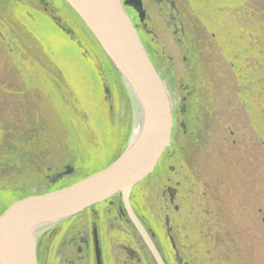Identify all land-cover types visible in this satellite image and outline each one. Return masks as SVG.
Returning <instances> with one entry per match:
<instances>
[{"label": "rangeland", "instance_id": "374dc122", "mask_svg": "<svg viewBox=\"0 0 264 264\" xmlns=\"http://www.w3.org/2000/svg\"><path fill=\"white\" fill-rule=\"evenodd\" d=\"M176 1L190 36L200 38L195 70L182 61V48L154 3L147 6L174 118L172 147L164 152L183 147L185 162L176 159L174 173L156 172L137 189L160 213L166 189L179 184L178 210L171 207L167 213L182 263L264 264V0ZM10 2H0L1 137L14 145L20 135L16 122L29 123L33 130L20 138L24 143L45 136L38 151L42 157L30 160L58 165L80 158L79 141L95 137V157L82 160L88 167L82 170L103 167L123 149L109 147L108 140L102 145L108 137L103 120L111 112L124 119L133 115L128 127L133 137L141 115L137 103L109 69L104 78L100 67L87 62L95 55L80 31L78 45L37 6ZM27 4L30 11L21 8ZM79 120L86 129L75 128V135L71 129ZM130 136L122 144L128 145ZM72 140L76 149L67 145ZM2 172H9L7 165ZM148 220L155 224L153 216ZM157 226L166 236L164 225ZM160 247L168 249L170 264H176L169 241Z\"/></svg>", "mask_w": 264, "mask_h": 264}, {"label": "water", "instance_id": "95a60500", "mask_svg": "<svg viewBox=\"0 0 264 264\" xmlns=\"http://www.w3.org/2000/svg\"><path fill=\"white\" fill-rule=\"evenodd\" d=\"M63 1L88 29L121 84L126 86L137 103V112L143 116L142 123L131 145L104 169L62 188L22 198L6 208L0 214V264H37L34 237L37 228L72 218L103 201L118 205L119 213L154 264H168L152 232L145 228L130 204L133 189L151 175L158 158L170 144L173 127L165 85L123 7L131 6L143 21L142 3L140 0ZM67 168L65 173H71ZM62 175L54 176V180ZM165 224L168 226L169 219ZM166 230L169 233L170 228ZM170 242L175 249L171 237ZM94 255L96 264H102L96 236Z\"/></svg>", "mask_w": 264, "mask_h": 264}, {"label": "flooded vegetation", "instance_id": "af4514ba", "mask_svg": "<svg viewBox=\"0 0 264 264\" xmlns=\"http://www.w3.org/2000/svg\"><path fill=\"white\" fill-rule=\"evenodd\" d=\"M2 1L9 5L12 3L10 1L13 0ZM121 1L123 2L124 0ZM148 1L154 3L159 11L158 15L165 19V22H163L164 25L172 29V34L176 37L177 42L182 48V53L184 54L182 61L187 62L188 67L190 69L194 68L195 70L200 60L199 57L201 58V51L199 52V48L196 46V41L200 40V38L196 39L190 36L187 21L182 15L177 1ZM142 2L145 4V0H142ZM34 6L35 8L37 6L36 9L39 12H43L46 17L48 16L47 18L54 22L59 30L65 35H68L75 44H81L77 34L79 30H75V26L77 25L78 29L83 28V26L67 6L63 4V8L67 7L66 9L69 12L66 13V16L62 15L60 17L55 14V4L52 0H34L33 7ZM124 8L148 57L160 77H162V71L159 69L158 61H164V59L160 53L161 51L159 52L155 49L156 35L150 25L151 16L148 13V8H144L145 18L143 21L139 19L138 14L132 8L127 6ZM68 18L70 19L69 21ZM87 34V32L84 33L87 41H90L94 46V41H92ZM54 95L61 96V94ZM184 100H186V98L183 99V101ZM18 121L22 122V120ZM18 121L16 122L18 124L15 126L16 129L18 128L20 135H18L17 142H15L14 145L7 142L10 138H2L0 133V211L4 209L10 201L13 202L14 200L30 194L44 193L52 188L71 183L98 169L97 167H89V169L82 170V168L88 167L84 166L82 160H76L77 158L75 160H65L60 165L54 163L48 164L46 160H34V158L30 160V157H37L39 159L42 157L41 153L38 151L42 148L41 143L45 141V136L42 138H35L31 141L28 140L24 143L23 139L20 138L33 130L30 127L32 125L28 123L27 126H24ZM89 140H91V138ZM89 140L80 141L79 146L88 148V150L91 151V148H95L94 143L96 142L94 139H92L91 142ZM172 140L173 136L171 134L170 147L168 148L172 147ZM72 144L74 147L77 142H67V145ZM87 153L89 154L88 156L92 155V152L87 151ZM175 155V151H172L168 155H165L164 152L162 162L158 163L154 173H159V176H165L164 174H166V172L174 173L175 168L171 163ZM85 160L90 159L86 158ZM6 165L9 168V172L1 173L2 167ZM67 167L71 169V173L69 174L65 173L68 169ZM58 174H63L61 179L54 180V178H56L54 176ZM13 182L16 184L15 186H11ZM173 185L175 186H170L166 189L165 195L167 202L165 201V205L169 208L173 207V210L177 211L178 208L175 205V201L178 196L177 187L179 184L175 183ZM9 196L12 198L7 201L6 198ZM140 219L142 218L140 217ZM163 224L167 229L168 226L165 222ZM171 231L170 229L169 232ZM166 235L170 237L169 233ZM95 236L99 242L102 264H154L146 250L141 247V243L138 242L137 237L131 227L126 223L125 218L119 213V207L116 203L111 205H99L73 218L62 220L51 224V226H45L40 229L38 235L35 237L37 262L38 264H96L94 255ZM172 253L177 261L178 253H176L174 249ZM163 257L166 259L165 254H163Z\"/></svg>", "mask_w": 264, "mask_h": 264}, {"label": "bare ground", "instance_id": "6f19581e", "mask_svg": "<svg viewBox=\"0 0 264 264\" xmlns=\"http://www.w3.org/2000/svg\"><path fill=\"white\" fill-rule=\"evenodd\" d=\"M25 1H27V2H30L31 0H25ZM34 1V0H33ZM33 1H32V3L31 4H33ZM121 1V0H120ZM125 1V0H124ZM123 1V2H124ZM141 1V3H142V8H143V10H144V8L146 7V8H148V6H147V3H150V1H148V0H145L146 1V4H143V2H142V0H140ZM52 2L55 4V14L56 15H58L59 17L60 16H62V15H65L66 16V13H68L69 11L66 9V8H63V3H61V0H52ZM122 2V1H121ZM122 2V3H123ZM123 7H125V5L123 6ZM127 7H129V8H132L131 6H128L127 5ZM21 8L22 9H24V10H28V11H30L31 10V8L32 7H30V5H23V6H21ZM69 8V7H68ZM70 9V8H69ZM133 9V8H132ZM124 10H125V8H124ZM134 10V9H133ZM71 11V10H70ZM145 11V10H144ZM126 12V11H125ZM127 14V13H126ZM75 15V14H74ZM128 16V15H127ZM129 17V16H128ZM31 19H34L33 17H31ZM130 19V18H129ZM70 19L68 18V21H69ZM68 21L66 20V22L68 23ZM131 21V20H130ZM81 22V21H80ZM81 24H82V26H83V28H79L78 29V26L76 25L75 26V30H79L80 31V33H82L83 34V36L84 37H86L85 35H84V33L86 32V31H88V29H86L85 28V26H84V24L81 22ZM87 36H89L88 34H87ZM70 42V41H69ZM72 44V43H71ZM97 44V43H96ZM73 45V44H72ZM98 46V45H97ZM75 47V46H74ZM89 51H91L94 55H95V57H93V60L92 59H89L88 58V60H87V62H90V63H92V66H98V67H100L101 68V72L102 73H104L105 74V77L104 78H107L108 77V74H106V72H109L107 69H110L109 68V64L107 63V61L105 60V58L103 57V55L100 53V51L96 48V46H95V44H94V46L90 43V45H89V49H88ZM85 67H87V66H85ZM99 73V72H98ZM50 78L51 79H53L54 77H51L50 76ZM118 84V83H117ZM122 89H123V87H122ZM124 90V89H123ZM114 91L116 92V90H115V88H114ZM125 91V90H124ZM116 99V97H113V99ZM109 102H110V100H109ZM116 102H115V100H114V104H115ZM121 107H122V105H120ZM124 107V106H123ZM110 109H111V106L109 107ZM115 108H118V106L117 105H115ZM124 109V108H123ZM55 113H57V112H55ZM120 113V112H119ZM131 114V113H130ZM72 115H74V113L72 112ZM140 117V119H139V127H138V129H137V131H136V134L133 136V137H131L130 136V133H129V131H128V127L130 126H132L133 125V115H129V121L127 122V120H128V118H126V119H124L123 117H122V115L121 114H117V112L116 113H114V112H111L110 114H109V116H107L106 118H107V120H103V124L105 125L104 126V128L105 129H108V131H107V135H108V137L106 138V139H104V138H102V140H101V143H102V145H105L104 144V142H102V141H105V143L107 144V142H106V140H108V143H109V147H112V148H115V147H118L119 145H122V147H123V149H121L120 151H118L116 154H118V155H120L124 150H125V148L127 147V145L125 146V144H122V140H124L123 142L125 143L126 142V138L128 137V136H130V142L128 143L129 144V146L131 145V142H133L134 140V138H135V136L138 134V131L140 130V125H141V123H142V118H143V116L142 115H140L139 116ZM93 124V123H92ZM84 124H81L80 123V120L77 122V124L76 125H74V126H72V127H74V128H72L71 130L75 133V135L77 134L76 132H75V128L77 129V130H79V132L80 131H83L84 132V130L86 129V128H84ZM117 129L118 130H120L119 131V133L117 132ZM124 131H125V133H124ZM117 134H119V137L117 136ZM124 134H125V136H124ZM80 136V135H79ZM129 138V137H128ZM168 147H170V144L169 145H167L166 146V148H165V150H167L168 149ZM92 149V148H91ZM182 150H180V151H176V150H174L173 149V151H175L176 152V158L174 159V160H172V163H174L175 161H176V159L179 161H181V160H183V163L185 162L184 161V157H183V151H184V148H181ZM89 152H91L90 150H88ZM81 155H84V152L81 150L80 152H79ZM166 155V154H165ZM91 156H93V155H91ZM93 157H95V156H93ZM162 157H164V152L160 155V157L158 158V160H157V162H156V164H155V167H154V169H153V171H152V173H151V175H153V173L155 172V169H156V166L158 165V163L159 162H162ZM185 157H186V154H185ZM95 160V159H94ZM179 161V162H180ZM171 163V164H172ZM99 168H101V166L99 167ZM98 168V169H99ZM96 171H92V172H90L89 174H87L88 176L89 175H91V174H94ZM167 173V172H166ZM150 175V176H151ZM165 176H166V174H164ZM149 177H147L143 182H141L140 183V185H143L144 184V182L148 179ZM145 185V184H144ZM143 193H145V192H141L140 193V190L139 189H136L135 191L133 190L132 191V194H131V197H130V204H131V207H132V209H133V211H134V213L137 215V216H139L138 218H140V217H142L146 222H148L149 224H150V226H151V229L147 226V223L145 222V221H143V224L145 225V228L146 229H148V231L153 235V237H154V240L155 239H157L158 240V242L159 243H163L165 240H166V237L165 236H163V233H162V230H160V227L158 228V224L160 225L161 224V226H162V224H163V221L164 220H166V219H169V221H171V219H170V215L167 213V212H169V210H170V208L169 207H167V205H163V207L162 208H160L161 209V211H160V213L159 212H157V211H154V210H152V208H151V204L150 203H148V202H145V200H144V197H140ZM104 204H106V201H103V202H101L99 205L101 206V205H104ZM101 209V208H100ZM99 211H101V210H99ZM157 214H159V215H157ZM153 216L154 217V219H155V224H152L151 222H150V220H148V217L149 216ZM75 217V216H74ZM73 218V217H72ZM68 219H70V218H68ZM65 220H67V219H65ZM54 224V223H53ZM47 227V226H51V224H47V225H43V226H40L39 228H37L35 231L36 232H38L40 229H42L43 227ZM162 228V227H161ZM34 231V232H35ZM154 231V232H153ZM38 234V233H37ZM34 237H36V233L34 234ZM121 241H123V240H121ZM121 241H119V242H121ZM167 244V243H166ZM166 253H168V249H166ZM169 256V255H168ZM36 260H37V255H36ZM101 261H102V259H101ZM37 264H38V262H37Z\"/></svg>", "mask_w": 264, "mask_h": 264}, {"label": "trees", "instance_id": "16d2710c", "mask_svg": "<svg viewBox=\"0 0 264 264\" xmlns=\"http://www.w3.org/2000/svg\"><path fill=\"white\" fill-rule=\"evenodd\" d=\"M115 157H116V156H113L112 160H113ZM136 189H137V187L134 189V191H135ZM11 198H12V197L9 196V197H7L6 199H7V201H8V200H10ZM116 199H118V195L114 197V200H116ZM13 200H14V199H13ZM14 201H15V200H14ZM14 201H13V202H14ZM10 202H11V201H10ZM10 202L8 203L7 206H9V205L12 203V202H11V203H10ZM7 206H6V207H7ZM6 207H4V208H6Z\"/></svg>", "mask_w": 264, "mask_h": 264}]
</instances>
